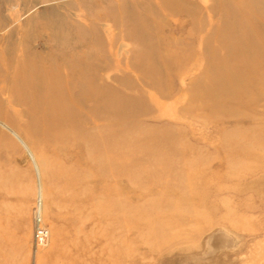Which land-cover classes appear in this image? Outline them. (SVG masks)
Listing matches in <instances>:
<instances>
[{
  "label": "rangeland",
  "instance_id": "rangeland-1",
  "mask_svg": "<svg viewBox=\"0 0 264 264\" xmlns=\"http://www.w3.org/2000/svg\"><path fill=\"white\" fill-rule=\"evenodd\" d=\"M10 1L0 0V4ZM20 1L24 6L22 3L8 6L7 19L0 15L10 27L0 31V36L11 30L23 32L30 26L38 33L34 44L39 50L56 51L57 47L50 39L51 30L42 19L50 1ZM193 1L200 5L201 17L207 19V15H211L206 8L209 1ZM56 2L58 9L70 16V26L80 23L100 30L112 73L125 70L136 78L137 83L136 70L127 69L125 65L130 51L111 47L109 43L116 39V32H109L106 18L99 19L88 12L89 9L95 13L105 12V6L92 0ZM69 3L74 9L64 7ZM231 4L239 8L245 5L243 0H231ZM183 17L179 14L168 16L187 28L188 23ZM185 33L184 30L177 31L176 36L184 37ZM84 38L83 43L77 45V52L98 48L94 35L87 34ZM120 42L124 43L121 39ZM184 74V80L177 82L174 90L176 99L183 100L188 95L185 84L195 76ZM4 80L1 71L0 82ZM116 86L123 90L122 86ZM144 90L149 101L161 103L158 115L174 125L173 135H170L176 144L170 151L171 160L175 158L171 161L172 171L184 173V179H171L172 174L166 172L156 174L155 170L168 168V162L159 165L155 157L150 156L158 139L132 129L123 138L121 176L114 171V154L111 152L108 163L112 170L106 188L95 191L89 180L83 186L73 187L69 178L59 174L68 165L80 172L86 171L84 161L79 158L83 148L75 146L67 156H56L27 132L21 117L0 118L25 140L40 166L41 181L47 193L41 216L51 230L49 244L36 249L34 212L39 201L38 171L19 138L0 126V264H264V166L258 169L260 164L253 159L244 161L239 154V143L248 142L252 137L264 140V106L237 116L210 117L196 112L181 116L178 110L182 104L176 103L175 98L164 104L149 87L145 86ZM152 118H156L154 114L147 117L148 120ZM145 129L149 130L150 126L146 125ZM227 136L231 137L229 142H226ZM169 137L164 143H170ZM256 153L264 154V146L257 147ZM41 158L45 159L47 175ZM193 172L200 176H193ZM80 175L77 173L75 179L79 180ZM168 186L173 191L182 189L187 193L186 201L169 211L188 216L182 224L167 221L169 212L165 200L181 197L172 193ZM101 194H117L130 205L141 207L142 215L148 214L162 223L161 228L167 229L164 238H154V229L146 228L145 224L132 229L119 210L112 211L119 221L102 217L105 203ZM81 200L87 204L80 205ZM98 200L102 202L101 206L97 204Z\"/></svg>",
  "mask_w": 264,
  "mask_h": 264
},
{
  "label": "bare ground",
  "instance_id": "bare-ground-1",
  "mask_svg": "<svg viewBox=\"0 0 264 264\" xmlns=\"http://www.w3.org/2000/svg\"><path fill=\"white\" fill-rule=\"evenodd\" d=\"M49 1L42 19L51 30L50 39L56 51L39 50L34 44L38 33L30 26L26 29V24L23 32L11 30L0 36V72H4L5 78L0 82V118L21 117L27 132L56 156H67L75 146L83 148L79 158L84 161L86 171L68 165L59 174L69 178L73 187L83 186L89 180L95 191L106 188L112 170L108 163L111 152L114 171L121 176L123 138L132 129L158 139L153 153L149 154L159 165L168 162V168L157 169L156 174L171 173V179L176 180L186 177L172 171L175 158L171 160L170 151L176 144L170 135L174 125L158 115L161 103L147 99L145 86L167 104L175 98V87L184 80V72L195 74L185 84L188 95L183 100L175 98L176 103L182 104L178 110L181 116L193 112L210 117L237 116L264 106V0H243V8L232 5L231 0H208L206 8L211 15L207 19L201 17L202 9L193 0H92L104 5L106 11L95 13L89 9L88 12L93 17L106 18L109 32H116V39L109 43L111 47L130 51L125 65L136 70L137 83L125 70L112 73L100 30L80 23L70 26V16L56 5V1L61 4L66 0ZM64 7L74 9L70 3ZM178 14L184 16L187 28L168 18ZM7 27L10 28L8 22L0 17V31L8 30ZM181 30L186 35L177 37L176 32ZM87 34L94 35L98 48L79 53L77 45L83 43ZM153 114L156 118L148 120ZM1 119L0 126L16 135L33 158L39 175L37 209L42 214L47 193L40 166L25 140ZM146 125L150 126L149 130L145 129ZM168 137L170 143H164ZM229 139L227 136L226 142ZM263 146L262 138H249L248 142L239 143L240 157L244 161L253 159L260 169L264 166V154L256 153V148ZM40 162L47 175L45 159L41 158ZM77 173L81 174L79 180L75 179ZM168 189L181 196L165 200L169 212L186 201L187 193L182 189L173 191L169 186ZM101 196L105 203L102 217L119 221L112 212L119 210L132 229L145 224L146 228L154 229V238H164L167 229L161 228L162 223L148 214L142 215L141 207L130 205L117 194ZM101 203L97 201L100 206ZM86 204L81 200L80 205ZM167 214L169 224H182L189 218Z\"/></svg>",
  "mask_w": 264,
  "mask_h": 264
},
{
  "label": "built area",
  "instance_id": "built-area-1",
  "mask_svg": "<svg viewBox=\"0 0 264 264\" xmlns=\"http://www.w3.org/2000/svg\"><path fill=\"white\" fill-rule=\"evenodd\" d=\"M34 212V243L35 248L43 247L49 244L51 238V230L44 221V217L40 214V209Z\"/></svg>",
  "mask_w": 264,
  "mask_h": 264
},
{
  "label": "crops",
  "instance_id": "crops-1",
  "mask_svg": "<svg viewBox=\"0 0 264 264\" xmlns=\"http://www.w3.org/2000/svg\"><path fill=\"white\" fill-rule=\"evenodd\" d=\"M11 2L14 3V4H10ZM17 3H19V4H17ZM20 3H22V6H24L23 1H20V0H12L9 3L8 2L1 3L0 4V15L7 19V16H8V14H7L8 13L7 12L8 6H10V5L11 6H18V5H21ZM28 6H30V5L27 4V7Z\"/></svg>",
  "mask_w": 264,
  "mask_h": 264
}]
</instances>
